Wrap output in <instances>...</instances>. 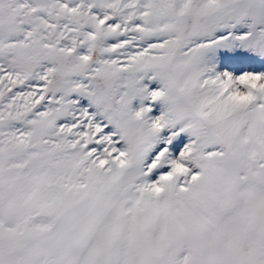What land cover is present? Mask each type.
Instances as JSON below:
<instances>
[{
	"label": "snow or ice",
	"instance_id": "6c2138e0",
	"mask_svg": "<svg viewBox=\"0 0 264 264\" xmlns=\"http://www.w3.org/2000/svg\"><path fill=\"white\" fill-rule=\"evenodd\" d=\"M0 264H264V0H0Z\"/></svg>",
	"mask_w": 264,
	"mask_h": 264
}]
</instances>
